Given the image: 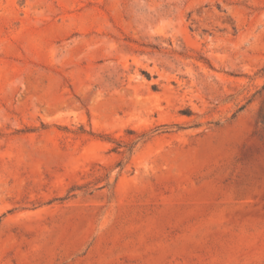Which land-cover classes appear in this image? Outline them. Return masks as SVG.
Masks as SVG:
<instances>
[{"label": "rangeland", "instance_id": "rangeland-1", "mask_svg": "<svg viewBox=\"0 0 264 264\" xmlns=\"http://www.w3.org/2000/svg\"><path fill=\"white\" fill-rule=\"evenodd\" d=\"M0 264H264V0H0Z\"/></svg>", "mask_w": 264, "mask_h": 264}]
</instances>
